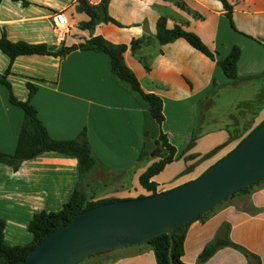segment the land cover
<instances>
[{
	"label": "crops",
	"instance_id": "0c3cea01",
	"mask_svg": "<svg viewBox=\"0 0 264 264\" xmlns=\"http://www.w3.org/2000/svg\"><path fill=\"white\" fill-rule=\"evenodd\" d=\"M24 1L25 4L0 0V37L4 35L10 42L44 44L51 53L84 44L91 37L126 45L125 64L141 89L162 101L164 120L159 125L140 96L127 83L112 77L110 59L102 52L75 50L64 58L21 56L12 63L0 52V78L8 70L5 80L18 101L27 100V83L36 88L30 103L51 139L74 140L85 131L96 165L82 181V189L88 198L98 195L93 201L149 196L138 178L156 160L140 155L150 151L160 135L175 149V155L174 161L152 179L158 193L198 178L264 120V80L259 88L250 86L254 80L264 79V0H227L232 6L230 18L216 0H110L107 13L118 25L100 23L91 32L79 28L89 17L77 11V0ZM87 1L97 5L101 0ZM58 12L69 20V34L65 37L53 29L51 17ZM161 17L166 20L167 29L179 26L196 34L212 52L214 61L183 39L160 45L156 23ZM227 20L241 33V39L233 44L223 42L232 33ZM139 39L142 42L131 48V42ZM219 45L224 56L219 55ZM233 47L239 48L240 56L237 78L231 82L236 89L250 88L251 94L241 103L242 110L228 115L222 126L202 129L193 143V125L188 117L194 111L190 110L211 92L215 77L221 87L228 84L216 62L225 59ZM9 95L0 83V153L12 155L24 115L9 103ZM169 117L172 124L168 126ZM214 121L209 118L205 124ZM190 142L189 150H179ZM187 169L190 171L183 174ZM125 176H129V184H122ZM96 177L109 185L103 183L102 190L87 192ZM77 182L78 163L72 156L45 152L22 162L16 171L0 163V220L5 223V244H30L32 236L27 226L33 215L60 212ZM223 224L230 227L231 242L257 255L264 264V181L192 221L184 235L182 262L196 264L199 254L215 239ZM82 262L156 264L154 253L146 244ZM203 264L247 261L238 251L223 248Z\"/></svg>",
	"mask_w": 264,
	"mask_h": 264
},
{
	"label": "trees",
	"instance_id": "16d2710c",
	"mask_svg": "<svg viewBox=\"0 0 264 264\" xmlns=\"http://www.w3.org/2000/svg\"><path fill=\"white\" fill-rule=\"evenodd\" d=\"M11 1L22 2L25 4L24 0ZM216 1L221 3L226 16L230 18L232 6L228 1ZM109 2L110 0H101L97 5H91L87 0H77V11L83 12L89 17V21L80 23L79 28L91 32L94 27L100 23H112L118 25L108 16L107 8ZM156 39L160 45L172 43L177 39H183L193 49L214 61V55L196 34L187 32L179 26L167 29L166 20L163 17L159 18L156 23ZM141 42L142 39L132 41L130 46L131 48H134V46ZM75 50L102 52L106 54L110 59V72L112 77L127 83L131 90L140 96V98L148 105L149 114L157 124L160 125L163 122L162 101L153 94L143 92L134 73L125 64L124 53L127 50L126 45H114L107 42L102 37H91L84 44L63 47L56 53H51L44 44L10 42L4 35L0 37V52L4 54L11 63L21 56H51L64 58ZM239 56V48L233 47L225 59L216 62L217 66L229 81H233L237 78V61ZM8 73L7 70L5 75L0 78V83L10 92L9 103L21 109L24 118L15 152L12 155L0 153V163L10 167L13 171H16L22 162L31 160L45 152H55L62 155L72 156L77 159L78 163V182L68 202L63 205L61 211L58 213H46L42 211L33 215L30 220L27 226V231L32 235V241L30 244L23 247L7 246L4 242L5 223L0 220V259L3 260V264H20L37 244H39L45 237L68 223L77 214L102 204L120 200L110 198L93 201L92 198L87 197L82 189V181L95 167L96 160L86 138L85 131L83 130L74 140L51 139L45 127L39 120L35 108L30 103L32 97L36 93V88L32 84L27 83V100L23 102L16 100L12 95L10 85L5 80V76ZM174 155L175 149L165 142L163 135L159 136L158 141H155L154 146L150 151L140 155V157L147 156L148 158L156 160L138 178L139 185L149 192L150 195L158 193L157 184L152 181V179L159 175L168 164L174 161ZM190 169L184 171L183 174L189 172ZM262 181H264V177L255 184H252L237 193L256 186ZM141 197L142 196L138 198ZM190 223L177 228L173 232L170 254V238L166 234L155 237L146 243V245L151 247L154 253L156 264H184L181 260L183 256V241L186 229ZM229 229L230 227L228 224H223L219 228L215 239L207 244L199 254L196 264L205 263L218 250L223 248H231L241 253L245 257L247 264H261L257 255L231 242L229 239Z\"/></svg>",
	"mask_w": 264,
	"mask_h": 264
},
{
	"label": "water",
	"instance_id": "95a60500",
	"mask_svg": "<svg viewBox=\"0 0 264 264\" xmlns=\"http://www.w3.org/2000/svg\"><path fill=\"white\" fill-rule=\"evenodd\" d=\"M263 177L264 122L198 178L169 191L83 211L45 237L20 264H78L164 234L170 238V254L177 228Z\"/></svg>",
	"mask_w": 264,
	"mask_h": 264
},
{
	"label": "rangeland",
	"instance_id": "374dc122",
	"mask_svg": "<svg viewBox=\"0 0 264 264\" xmlns=\"http://www.w3.org/2000/svg\"><path fill=\"white\" fill-rule=\"evenodd\" d=\"M33 9H37V8H33ZM226 23H227V26L230 27L232 33H230L228 37H224L223 42L224 43L230 42V44H233L236 39H241L239 38L241 33L235 28L234 24H230L229 20H227ZM220 36H221V33H220ZM220 40H221V37H220ZM222 50H223L222 46L219 45L218 52L220 56H224ZM219 73H221L222 77H224L221 70H219ZM263 80L264 79L254 80L252 82V85L250 86H252L254 89H256L257 87L259 88L262 85ZM224 81L227 82L228 84L226 86L221 87L220 86L221 82L218 80V78L215 77L212 87H211V92L208 93L207 95H203L198 101L201 104L198 105V102L196 101L197 107L195 109L190 110V111H194L193 115H190L188 117L189 121L193 125L192 126L193 131L191 135L193 143L196 141V138L202 129L204 130L206 127L213 128L215 126L216 127L222 126L225 123V120L228 115L235 114L236 111L242 110L244 106H242L241 103L246 98H249L251 94L250 88H247L246 90H241V88L236 89L231 81L226 80V79ZM209 118L214 119L215 121L206 125L205 123L208 121ZM262 122H264V120L261 121L257 126H259ZM171 124H172V119L169 117L167 125L169 126ZM192 142H190L187 147H184L179 150H181V152H185L186 150H189L192 147L191 145ZM204 161H206V159L199 162L200 165ZM129 179H130L129 176H125L123 180H121L122 184H129L130 182ZM103 183H106L107 186L109 185L108 181L101 179V177H96L93 181H91V187L87 192L90 191V192L96 193L99 190H102L103 185H104ZM94 198H99V197L97 195L96 197H93L92 199ZM85 263L87 262H84V263L81 262L78 264H85Z\"/></svg>",
	"mask_w": 264,
	"mask_h": 264
},
{
	"label": "built area",
	"instance_id": "2783aa9c",
	"mask_svg": "<svg viewBox=\"0 0 264 264\" xmlns=\"http://www.w3.org/2000/svg\"><path fill=\"white\" fill-rule=\"evenodd\" d=\"M51 21L54 31L61 37H65L69 34L70 24L69 20L63 12H58L52 15Z\"/></svg>",
	"mask_w": 264,
	"mask_h": 264
}]
</instances>
